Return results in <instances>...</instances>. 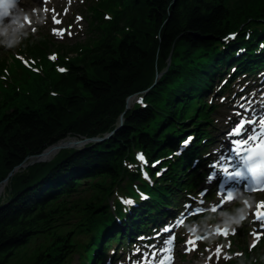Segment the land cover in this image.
I'll return each mask as SVG.
<instances>
[{"label":"trees","instance_id":"1","mask_svg":"<svg viewBox=\"0 0 264 264\" xmlns=\"http://www.w3.org/2000/svg\"><path fill=\"white\" fill-rule=\"evenodd\" d=\"M117 3L128 5L122 19L108 28V35H101L96 50L72 63L70 73L48 89L59 97L39 89L35 99L18 107L16 98L0 104V183L58 141L68 136L103 137L124 118L109 139L63 150L53 160L20 173L0 198V264H68L82 253L89 264H96L105 238L131 234L145 221L140 213L150 217L159 205H169L192 182L184 157L175 163L178 176L171 179L170 170L163 173L161 185L147 189L153 200L141 203L122 226L107 198H113L116 188L135 190L141 180L139 172L127 166L135 161V151H143L150 161L166 159L161 164L166 167L173 162L168 155L178 138L192 129L197 135L205 130L211 111L203 100L217 65L225 62L229 49L246 44L245 26L264 22V0H109L103 7ZM121 22L129 30L117 38ZM234 31L240 34L238 40L219 52L216 44ZM255 35L257 42L264 39V33ZM46 45L50 44L42 43ZM78 47L79 43L68 49ZM253 58L241 67L247 68ZM263 59L264 53L259 61ZM141 91L147 105L126 110L127 99ZM190 110L194 113L188 116ZM83 186L97 200L82 205ZM74 213H82V218L72 224Z\"/></svg>","mask_w":264,"mask_h":264},{"label":"rangeland","instance_id":"2","mask_svg":"<svg viewBox=\"0 0 264 264\" xmlns=\"http://www.w3.org/2000/svg\"><path fill=\"white\" fill-rule=\"evenodd\" d=\"M108 7H109L110 11L113 9V6H105V8H108ZM115 14L119 15V14H122V12L117 10L115 12ZM120 19H122V18H120ZM106 22H108L107 16H105V19L100 16L97 20V23H96L94 30H92L90 32V35L88 34V30H87L88 26H87L84 29V32L80 35L78 40H73V41L67 42L68 46H71L75 42L79 43V47L77 48L76 53H72L68 49L69 47H67L65 49H60L59 54H58L56 48H54V47H44L42 49L43 50L42 53L39 54L40 55L39 61H40L41 67L43 68V71H42V73H34L33 74L31 83L28 85V87L23 89V91H22L23 95L20 98V100L17 102V105H19V104L22 105L30 97L35 99L37 97L36 92L39 89H41L42 92H45L48 89H51L56 84V82L62 78V76L67 75V73L62 74V72H64L66 68L70 67L71 64L76 62V61L82 62L86 55H89L90 52L96 50L97 46L101 43V35H105V36H106V34L108 35L109 30L105 27L109 26V28L111 29L112 26L115 24V23H112L113 20L111 21L110 24H106ZM126 27L127 26L123 22H121L120 27L117 29V30H119V32L117 34H115V36L117 38L120 37L119 33L120 32L123 33V30L125 31ZM117 30H113L112 32L115 33ZM72 51H74V50H72ZM54 54L56 55V61L55 62L52 59V56ZM27 57L30 58V56H27ZM62 66H64V67L62 68ZM60 69H64V71H60ZM160 78H161V73H160V76L157 75L156 79L159 80ZM78 87H81V84H78ZM52 93L60 96V94L56 90H48L47 91L48 96L55 98V96H53ZM82 94L84 96L87 95L86 92H84V90H82ZM42 95H45V93H42ZM17 96L19 97L20 94L18 93ZM59 96H56V97H59ZM132 100H134V102H135V99L133 97H131V98L129 97L127 99V107L126 108H128V107L131 108L133 106V104H131ZM121 117H120V119H121ZM68 138H71V139H68ZM68 138H65V139L58 141L54 145L50 146L47 150L43 151V153L40 155L41 158L43 157V155H46L51 151H52L51 152L52 155L47 158L48 159L47 161H43V162H39V163H47V162L51 161L53 158L56 157V155L59 152H61L63 150H66V149L72 150V149L83 148L86 144H88L90 142H87V143L82 144L80 146H75L74 143L83 142L85 140H88L91 137L70 136ZM62 144H66L67 147H65V148L62 147ZM57 147H60V148L57 149ZM32 160H33L32 161L33 163H29L27 166H34L36 164H39L38 162H35L34 159H32ZM23 171H24V168L18 170L15 174L10 176L6 182L2 183V184H6V187L2 191H0V198H2V196H4V195H7L8 189L11 187V185L16 181V179L20 176V173ZM2 184H0V185H2ZM144 192L149 193V190L145 189ZM80 193L83 194L82 200H81L82 205H87V204L91 203L92 201L97 200L95 198V196H91L93 194L92 190L88 192V190L86 189V186L81 187ZM76 199H77V197H75L73 200H76ZM85 199H89V201H85ZM80 208H81V206H78L76 209H80ZM79 218H82V213H74V214H72V217H70L69 221L72 224H74V223H77ZM40 240H41V238H39L35 242V244L37 245L38 243H40L41 242ZM47 240H49V239H46L44 241H47ZM193 253H195V252H193ZM74 258H78V255H75ZM190 258H191V260H193V259L198 258V256H192L191 255ZM203 258L204 257L201 255L198 258L199 259L198 263L196 261H192L190 264H202ZM176 264H184V263L180 262V258H179L178 262Z\"/></svg>","mask_w":264,"mask_h":264},{"label":"snow or ice","instance_id":"3","mask_svg":"<svg viewBox=\"0 0 264 264\" xmlns=\"http://www.w3.org/2000/svg\"><path fill=\"white\" fill-rule=\"evenodd\" d=\"M11 5L6 4L5 8L10 7ZM5 15H7V12L5 11ZM53 20L55 23H60V21L56 20L55 17H53ZM55 59V57H53ZM60 71H64V69H60ZM249 123H256L255 121L249 120V121H243L241 120L240 122L237 123V125L234 127V129L231 131V135L233 136H241L244 133V130L246 128V124ZM261 124L264 125V120L261 121ZM256 140L259 139V137L256 136H249L248 139L246 140H238L235 141L236 144H238L241 148L248 143V140ZM235 150V149H234ZM253 155L245 157V163H246V171L251 174L252 178L254 180H260L262 177H264V143H261L259 145V150L257 151L256 149H253ZM237 155H239V152L237 151ZM258 157L259 162H252V163H247L248 161H254V158ZM140 160H143V156L138 157ZM224 173H226L229 177H240L243 175L242 172H234L231 173L229 172V169L225 167L223 169ZM254 190H261L264 191V188H259V189H254ZM130 203V201H129ZM247 203V202H246ZM256 212L255 216L257 220H260L261 227L264 228V201L259 202L256 206ZM253 235H257L256 233H253ZM188 243L194 244V241L189 240ZM254 246V245H253Z\"/></svg>","mask_w":264,"mask_h":264},{"label":"water","instance_id":"4","mask_svg":"<svg viewBox=\"0 0 264 264\" xmlns=\"http://www.w3.org/2000/svg\"><path fill=\"white\" fill-rule=\"evenodd\" d=\"M123 123V118H121V124ZM112 134H110V135H108V136H106L104 139H106V138H108L109 136H111ZM104 139H88V140H85V141H83V142H78V143H74V145L75 146H80V145H82V144H85V143H87V142H95V141H100V140H104ZM62 147H67V145L66 144H62ZM58 148H60V147H57V149ZM52 152V151H51ZM51 152H49L48 154H51ZM48 158V157H47ZM47 158H41V156H39V157H37L36 159H35V162H43V161H47L48 159ZM33 161V160H32ZM31 161V163H33ZM27 164H24V165H22V166H26ZM18 169V168H17ZM16 169V170H17ZM15 170V171H16ZM14 171V172H15ZM13 175V172H11L9 175H8V177L2 182V183H4V182H6L7 180H8V178L10 177V176H12Z\"/></svg>","mask_w":264,"mask_h":264},{"label":"bare ground","instance_id":"5","mask_svg":"<svg viewBox=\"0 0 264 264\" xmlns=\"http://www.w3.org/2000/svg\"><path fill=\"white\" fill-rule=\"evenodd\" d=\"M52 154H46V155H43L42 158H47V157H50ZM6 187V184H2L0 185V191H2L4 188Z\"/></svg>","mask_w":264,"mask_h":264}]
</instances>
